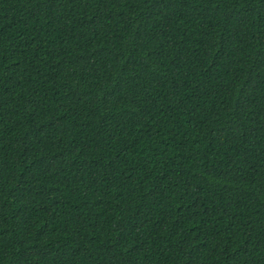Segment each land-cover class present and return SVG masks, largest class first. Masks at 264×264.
<instances>
[{
	"label": "trees",
	"instance_id": "16d2710c",
	"mask_svg": "<svg viewBox=\"0 0 264 264\" xmlns=\"http://www.w3.org/2000/svg\"><path fill=\"white\" fill-rule=\"evenodd\" d=\"M0 264H264V0H0Z\"/></svg>",
	"mask_w": 264,
	"mask_h": 264
}]
</instances>
